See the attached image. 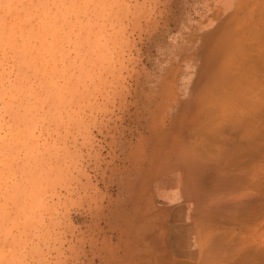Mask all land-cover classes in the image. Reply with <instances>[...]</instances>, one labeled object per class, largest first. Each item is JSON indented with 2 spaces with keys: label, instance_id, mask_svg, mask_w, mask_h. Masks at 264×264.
Listing matches in <instances>:
<instances>
[{
  "label": "rangeland",
  "instance_id": "374dc122",
  "mask_svg": "<svg viewBox=\"0 0 264 264\" xmlns=\"http://www.w3.org/2000/svg\"><path fill=\"white\" fill-rule=\"evenodd\" d=\"M234 32L257 39L264 78V0H0V264H148L142 213L165 225L147 249L158 259L219 264L203 254L223 234L238 254L223 262L264 264V120L220 160L247 173L250 202L228 201L245 190L215 167L201 171V208L165 176L157 204L149 192L156 148L185 135L179 115L201 93L204 55ZM205 95L210 112L191 134L219 158L235 134ZM211 190L223 198L210 211Z\"/></svg>",
  "mask_w": 264,
  "mask_h": 264
},
{
  "label": "bare ground",
  "instance_id": "6f19581e",
  "mask_svg": "<svg viewBox=\"0 0 264 264\" xmlns=\"http://www.w3.org/2000/svg\"><path fill=\"white\" fill-rule=\"evenodd\" d=\"M229 36L227 37L225 35L220 39L215 38V42L216 41L217 42L216 43L213 42L212 48L208 50L209 53L207 55L206 54L204 55L203 65H206V69L205 67L201 68L202 69L201 72L203 73L201 74V78H200L201 93H199L198 98L195 100V102L187 103L182 107L183 109L182 111L184 113H182V115H179L182 118L180 124L183 123L185 127L183 126L184 128H182L180 126L181 129L178 128V130L184 131L183 129H185L186 133L184 131V134L186 135V138H184L185 135H182L183 136V137L181 136L182 138L178 137L177 135H173L171 137L172 133H167L163 137L162 144H160V146L156 148V153L160 156L161 159H163V162L160 163L159 165L155 164L157 167L155 166L150 169L151 175L153 176L151 177L152 179L150 181L151 188L149 189V192L151 194L152 200L155 201V204H157L156 192L158 189L155 188L156 187L155 178L161 175L167 177L168 179L170 178V180H168L167 182L171 183L172 191L174 195L178 194L177 192L181 188L183 191L187 190L186 192L188 196H190L189 194H191L192 192L198 193L200 196L196 198L197 200L195 201L197 206H200L201 208V181H199L201 178V171L203 169H210L214 167H215L214 169H216L217 172H221L225 174L226 178L228 177L227 175L230 174L229 178H227L229 179V181H231L230 183H234V179L239 182V183L236 182L237 183L236 185L234 184L233 186L234 188L241 185L243 190H245L238 195H236L237 192L235 191L236 189H234L235 193L233 189L230 190V192H228V198H227L228 201L236 200L240 203L239 206H241L243 204L250 202L252 200L251 197L254 196V194L247 191L245 186L240 184L242 182L241 180H243V182L247 181L246 179L247 175H245L247 173L237 168L238 163L236 164L234 162L235 164H233L232 162V164L226 163L221 165L220 160L221 158L223 159L226 158L227 160L228 159L227 157L233 154L232 151L235 149L236 146L235 144L237 140L239 138L242 140L244 134H247L249 137V135H251L252 128H255L256 125H260L259 123H262V121L264 120V103L262 104V102H259L264 100V78L262 76L260 77L259 75L255 74V68H254L256 67L254 66L255 59L260 58L261 56L255 53L256 52L255 47L253 46L257 39L249 37V39L247 40L249 43L244 44L241 43V41L245 40L246 38L241 36L238 32H234ZM214 43L215 45H213ZM206 89H212V94H214L217 98H219V100H221L219 104H220V108L225 111L224 116L225 118H227L225 120L226 124H228V128L233 130L235 134L230 140L231 146L224 147V149L220 151L219 158L212 157L210 155V152L207 153L208 149L204 150L203 148H201V141L199 142L200 144H198L196 142L198 141V139L196 138L195 140L193 139L194 136L198 134L195 135L191 134V132L198 133L200 131L201 118H203V116L207 114V110L210 109L209 106V104L211 103L210 98L205 97ZM217 104H218V100L213 103L214 106L215 105L217 106ZM186 111H188L186 113L188 115L185 117L184 115ZM178 118L176 119L177 123L179 121ZM180 124L178 123L177 125ZM187 124H189V126H186ZM238 127H240L241 132L238 131ZM187 132H189L192 135L191 138L194 141L188 140L190 139V135H188L189 133ZM187 136L189 137L188 139ZM199 140H201V138H199ZM209 146L206 147L208 148ZM218 160H219V164H218ZM167 173H171V175L168 176L169 174ZM239 173H242L243 177L240 176L241 178L238 180L234 176L235 174H239ZM223 191L225 192L227 190L224 189ZM223 191L221 192L224 193ZM219 193L220 191L216 193L211 190L210 194L206 195L208 196L209 199V201L206 203V207H209L210 211L214 204L216 206V199L222 197L219 196ZM176 196L178 198V195ZM187 200L190 202L191 206H194L192 199L188 197ZM233 202L235 201H232V203ZM142 214L143 215L141 216L139 221H142L141 227L146 230V234L149 233L148 236H146L148 238V241L146 242V244H144V241L147 239L145 238L144 241L140 239L142 240L141 242H143L144 245L143 244H141L140 246L138 245V248L136 250L142 252L141 254L144 253L146 255V261L149 262L148 264H185L178 261H172V260L170 261L168 258H166V256L165 257L162 256L161 258L158 259L154 255V252L151 251V249H149L150 251L147 250L149 245H153V248L152 247L151 248L155 249V246H157L155 245V243L157 242V240L155 239L156 238L155 234L157 235L162 230V227L165 225L163 226L161 225L162 227L161 226L159 227V225H157V221L159 220H157V217L153 216L154 214L149 216L147 215V213H142ZM168 218H169V214H168ZM215 219L217 221V217ZM207 220L209 221V223L212 224V216L210 214H207ZM247 229L249 230V228ZM218 230L215 229L213 236L218 235L216 234L218 233ZM220 230L219 232H221ZM222 235L220 234L219 236H217L218 247L215 248V251L204 250L205 254H203V256L217 255V257H219V259L217 258L219 264H226L227 262H223L224 258H228L232 256V254L233 256H235L236 254L235 255L234 253L231 254L229 250L228 251L230 252V254L227 253L228 251L227 252L224 251L225 250L224 247H229L230 245H225L223 243L224 239H222L221 237ZM213 236L209 234V239ZM214 241L216 242L215 238ZM233 245L236 246V244ZM172 248L173 247L171 246L169 247L170 250L169 252L171 253L174 251ZM236 249H239V247L238 248L236 247ZM194 255L195 254L193 253V256ZM226 255H228V257H226ZM233 258H235V261L238 262L237 259L238 254ZM139 263L141 264V261H139ZM186 264H195V262L186 263Z\"/></svg>",
  "mask_w": 264,
  "mask_h": 264
}]
</instances>
